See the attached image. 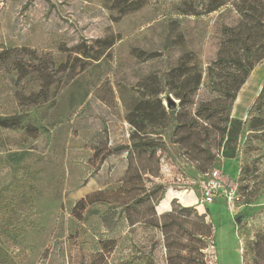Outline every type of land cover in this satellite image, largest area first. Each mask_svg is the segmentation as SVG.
<instances>
[{"label": "rangeland", "instance_id": "374dc122", "mask_svg": "<svg viewBox=\"0 0 264 264\" xmlns=\"http://www.w3.org/2000/svg\"><path fill=\"white\" fill-rule=\"evenodd\" d=\"M214 16L202 17L195 29L204 61L213 51L210 25ZM190 18L173 12L170 2L152 1L116 22L101 0H0V117L12 116L17 122L0 126V191L17 180L31 182L36 189L32 198L26 187L23 193L2 197L0 264H168L159 230L143 224L129 230L120 208L110 211L105 204H87L81 210L79 202L97 190L108 194L127 167L125 152L103 156L116 144L127 145L131 130L124 120L129 102L115 87V99H110L104 81L113 80L121 62L129 80H135L141 65L133 48L151 45L156 32L150 25L170 20L184 23ZM111 33L121 36L112 57L84 61L75 51L81 42ZM29 55L37 59L29 60ZM19 59L28 68L43 60L55 72L46 101L31 104L23 99L36 93L41 81L31 71L21 77L13 66ZM65 62L68 69L59 67L57 72ZM263 81L264 58L238 91L232 117L246 120ZM170 100L177 102L165 96V104ZM243 142L244 132L230 147L233 156L222 158L220 167L214 168L206 159L188 161L168 142L166 158L161 153L162 177L153 178L166 185V197L172 190H183L181 196L188 193L185 189L192 190L198 203L204 204L203 214L208 208L205 220L214 231L202 250L207 264H242L243 252V264H264V195L246 207L241 198L233 197L229 203L225 195L230 188L236 190ZM256 146L252 156L262 154L258 173L263 175L264 144L256 142ZM215 168L220 187L216 198L205 202L201 183ZM182 171L194 177L187 188L178 180ZM142 214L150 216L151 211L145 208ZM23 218L29 225L14 242L2 227L8 220Z\"/></svg>", "mask_w": 264, "mask_h": 264}, {"label": "trees", "instance_id": "16d2710c", "mask_svg": "<svg viewBox=\"0 0 264 264\" xmlns=\"http://www.w3.org/2000/svg\"><path fill=\"white\" fill-rule=\"evenodd\" d=\"M152 1L170 2L173 12L191 18L184 23L170 20L150 25V30L156 32L151 45L133 48L141 65L135 80H129L124 72V62H121L113 80L104 81L111 93L110 99H115V87L117 92L124 94L122 99L129 102L124 120L131 130L127 145L116 144L103 156L125 152L127 167L108 194L97 190L86 200H80L79 205L81 210L87 204H105L110 211L120 208L129 230L137 224L159 230L168 264H207L202 250L207 248L206 239H210L214 231L211 222L205 220L206 214H210L208 208L204 214H199L195 206H183L173 198L171 209L157 214L156 206L164 198L167 187L154 182L153 178L162 177L161 164L163 157L166 158L168 142L188 161H194L195 157L206 159L214 168L220 167L222 158L233 156L230 147L244 132L242 164L233 197L241 198L246 207L264 195V174L258 173L262 154L252 156L257 150L256 142L264 144V81L246 120L242 122L231 116L238 91L254 66L264 58V0H101V3L118 22ZM211 14H215L210 25L213 51L204 61L195 29L201 25L202 17ZM120 39L119 34L111 33L81 42L75 51L84 61L97 62L108 55L112 57ZM28 59L37 58L29 55ZM14 61L13 66L19 69L21 77L31 71L37 73L41 81L40 89L23 99L31 104L46 101L49 87L55 81V72L43 60L33 63L30 68L20 59ZM59 67L66 71L68 64H60L57 72ZM165 96L177 102L165 104ZM12 119V116L0 117V126L15 125L17 122ZM180 174L189 179L193 177L186 171ZM24 178L27 182V177ZM19 179L23 180V175ZM147 182H150L149 186ZM25 187L32 198L36 189L31 182L26 185L17 180L1 189L0 210L2 197L23 193ZM145 208L150 209V216L142 214ZM10 209L14 210L13 206ZM2 212L8 213V210ZM8 221L2 232L16 242L29 222L25 218ZM243 253L242 264L246 261Z\"/></svg>", "mask_w": 264, "mask_h": 264}, {"label": "built area", "instance_id": "2783aa9c", "mask_svg": "<svg viewBox=\"0 0 264 264\" xmlns=\"http://www.w3.org/2000/svg\"><path fill=\"white\" fill-rule=\"evenodd\" d=\"M218 174H219V170H217L216 168L213 169L210 172V175L207 176L201 183L202 187H203V201H207V202H212L218 193V189L220 187L219 184V180H218ZM179 181H182L183 184H187V186L185 185L184 188L188 187V184H190V179L186 176H184L183 174H180V177L178 178ZM234 188H230L229 192H225V195L227 196V200L230 203L232 198H233V194H234Z\"/></svg>", "mask_w": 264, "mask_h": 264}, {"label": "crops", "instance_id": "0c3cea01", "mask_svg": "<svg viewBox=\"0 0 264 264\" xmlns=\"http://www.w3.org/2000/svg\"><path fill=\"white\" fill-rule=\"evenodd\" d=\"M181 191L183 190H172L169 197H166L165 194L164 198L156 206V213L161 214L163 212L169 211L171 209V200L173 198L177 199V202L183 206H195L199 213H202L204 211V204L198 203L199 200L197 196L193 194L192 190L185 189L184 191H187L188 193L184 196L180 195Z\"/></svg>", "mask_w": 264, "mask_h": 264}, {"label": "water", "instance_id": "95a60500", "mask_svg": "<svg viewBox=\"0 0 264 264\" xmlns=\"http://www.w3.org/2000/svg\"><path fill=\"white\" fill-rule=\"evenodd\" d=\"M169 102H173V101L170 100ZM169 102H168V105H169ZM235 222H236V223H239V222H240V217H239V216L236 217Z\"/></svg>", "mask_w": 264, "mask_h": 264}]
</instances>
